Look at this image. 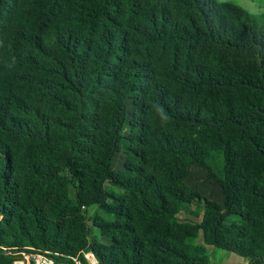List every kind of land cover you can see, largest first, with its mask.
Segmentation results:
<instances>
[{"label": "trees", "instance_id": "16d2710c", "mask_svg": "<svg viewBox=\"0 0 264 264\" xmlns=\"http://www.w3.org/2000/svg\"><path fill=\"white\" fill-rule=\"evenodd\" d=\"M200 201V224L179 219ZM206 246L264 264V13L0 0V264H210Z\"/></svg>", "mask_w": 264, "mask_h": 264}, {"label": "rangeland", "instance_id": "374dc122", "mask_svg": "<svg viewBox=\"0 0 264 264\" xmlns=\"http://www.w3.org/2000/svg\"><path fill=\"white\" fill-rule=\"evenodd\" d=\"M231 2L236 5H239L245 8L252 14L261 15L264 13V0H218ZM123 157L118 156L115 161V166L120 167L122 163ZM187 184L190 188L196 192H198L203 199L216 201L220 204H223L224 196L221 187L213 180L209 178V174L206 170L201 167L193 166L191 169V173L188 178H186ZM71 195L74 196L73 191ZM87 220L90 227L89 240H99L103 241L99 230L95 227L93 218L98 214L96 208L87 209ZM102 215V213H99ZM198 214V215H197ZM204 214V203L200 201V203H196L194 205H188L185 210H183L179 214V219L181 221L191 222L200 224L202 222V216ZM196 244H203L202 233L200 237L195 241ZM207 255L210 260L212 258V264H241V262L245 261L246 258H243L235 253L228 252L225 250L218 249L214 246H206ZM210 252H213L212 254ZM211 262V261H210ZM211 264V263H210Z\"/></svg>", "mask_w": 264, "mask_h": 264}, {"label": "built area", "instance_id": "2783aa9c", "mask_svg": "<svg viewBox=\"0 0 264 264\" xmlns=\"http://www.w3.org/2000/svg\"><path fill=\"white\" fill-rule=\"evenodd\" d=\"M85 259L89 264H98V260L92 252L84 254ZM76 264L80 261L75 260ZM14 264H57L52 258L45 254H23V258L16 261Z\"/></svg>", "mask_w": 264, "mask_h": 264}, {"label": "crops", "instance_id": "0c3cea01", "mask_svg": "<svg viewBox=\"0 0 264 264\" xmlns=\"http://www.w3.org/2000/svg\"><path fill=\"white\" fill-rule=\"evenodd\" d=\"M221 2H224V1H221ZM207 249H208V247H207ZM208 252H209V249H208ZM211 254L213 253V252H210ZM244 258V257H243ZM210 263L212 264L213 262H212V258H210ZM249 263V259L248 258H246V260L245 261H243V262H241V264H248Z\"/></svg>", "mask_w": 264, "mask_h": 264}]
</instances>
